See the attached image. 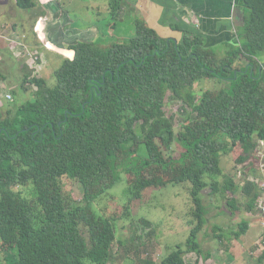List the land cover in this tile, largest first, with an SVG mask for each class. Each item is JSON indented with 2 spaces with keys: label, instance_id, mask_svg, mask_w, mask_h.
<instances>
[{
  "label": "trees",
  "instance_id": "1",
  "mask_svg": "<svg viewBox=\"0 0 264 264\" xmlns=\"http://www.w3.org/2000/svg\"><path fill=\"white\" fill-rule=\"evenodd\" d=\"M121 2H111L112 21ZM241 7L237 40L227 42L222 59L194 29L179 26L181 40L163 38L139 19L121 42L106 45L99 33L64 46L76 54L54 70L55 83L26 74L21 87L34 86L31 97L0 111V252H10L9 264H109L119 254L117 222L134 220L133 203L151 187L186 182L190 235L160 264H189L190 252L211 256L199 240L209 213L204 198H225L233 215L241 209L239 185L222 157L244 164L264 141V0H241ZM203 80L213 87L201 86ZM168 97L183 102L178 131L165 109ZM122 175L128 198L109 202L121 204L120 215L108 205L97 211L94 203ZM68 179L83 188L81 201L66 197ZM253 186L248 212L263 193ZM218 225L213 236L229 243L249 221L233 230ZM263 263L264 252L255 264Z\"/></svg>",
  "mask_w": 264,
  "mask_h": 264
},
{
  "label": "crops",
  "instance_id": "2",
  "mask_svg": "<svg viewBox=\"0 0 264 264\" xmlns=\"http://www.w3.org/2000/svg\"><path fill=\"white\" fill-rule=\"evenodd\" d=\"M32 1L35 6L27 10L19 7L17 0H0V66H5L7 60L12 58L16 60L14 64L18 63V57L27 46L23 42H31L32 48H39L44 56H55L50 45L64 51L71 50L74 55V50L64 46L95 39L99 33L112 35L114 38L117 36V42H121L130 30L125 27L128 18L143 20L163 38L181 40L184 33L176 28L179 26L194 29L205 38L208 46L213 47L224 42L235 43L237 26L243 19L241 0H122L123 10L117 22L112 21L111 16L106 21L101 18L102 4L105 9L111 10L112 0ZM92 12H95L97 18L90 21L86 16ZM70 52L67 53L71 56ZM0 77L6 78L1 72ZM1 82L4 83L2 79ZM261 143L263 145L259 144L255 156L246 163L236 165L232 156L229 160L235 181L239 185L235 197L241 209L235 215L231 212L228 214L226 210L220 211L216 219L225 221L229 217L232 222L238 213L244 211L250 217L243 218L249 221V228L239 239L234 238L229 243L219 240L220 252H216L220 260L218 264H255L263 257L264 229L258 219L252 218L251 212L247 210L248 201L255 192L253 184L264 191V141ZM215 197L219 198L217 195ZM227 225L221 227L226 229ZM233 229L238 228L232 227L230 230ZM206 230L205 228L200 234V241L205 235L209 236ZM207 243L211 245L210 242ZM213 256L214 253H211L206 260L203 256L190 252L186 255V261L194 264L193 258L196 257L197 264H216Z\"/></svg>",
  "mask_w": 264,
  "mask_h": 264
},
{
  "label": "rangeland",
  "instance_id": "3",
  "mask_svg": "<svg viewBox=\"0 0 264 264\" xmlns=\"http://www.w3.org/2000/svg\"><path fill=\"white\" fill-rule=\"evenodd\" d=\"M101 8H103L101 18H103L104 21L110 19L111 10L105 9L103 4ZM86 17L91 21V19H96L97 15L95 12H92ZM126 23V29H130L128 33L133 32V28L136 26V20L128 18L126 19ZM131 35L132 33L129 34V36ZM114 40L117 41V38L110 35L104 38L103 43L111 45ZM23 43L27 46L26 50H24L18 57V63L14 64L16 60L12 58V60H7L8 63L5 66H0V72L6 77L5 79L0 77V80L2 79L4 81V83H0V111L4 114H6V111L13 107L14 103L17 101L19 103L29 99L33 89H36L31 84H28L26 90L22 89L21 85L23 78L27 72H30L32 77H43L46 78L49 83H55L54 70L60 67L64 58L73 59L75 57V54L70 56L67 53V50L64 51L60 48L54 47L53 45H50V49L52 50V54L55 56H44L39 51V48L38 50L32 48L30 45L31 42H29V44L26 42ZM228 48L229 47L226 42L220 43L215 47L219 59L227 56ZM200 84L203 87H213L212 83L207 80H203ZM13 91L16 92V96L13 94ZM8 94H12V98H8ZM183 107L182 101L178 99L172 100L169 97L167 98L165 109L169 116L173 115L177 131L180 129V126L185 118V110ZM261 142L259 143L262 146L263 143ZM180 151V144L176 143L174 146L175 155H177ZM230 158V155H226L223 156L221 160L223 169L228 173L233 170L231 163H229ZM127 186L126 177L122 175L118 184H116L105 195L100 197L101 199L99 198L94 203V208L100 212L101 209H104L108 205V212L115 211L119 213L121 204L112 202L111 205L109 202L113 196L116 197L118 202H125L128 198ZM188 187L189 183L186 182L181 184L168 183L162 187H151L147 189L143 198L136 200L133 203L134 220L128 222L123 219L118 220V238L113 251L119 254L117 255L118 257L109 264H149V261L154 262L152 264H160L162 259L169 253L170 246L185 244L190 235V227L187 224L191 209V198ZM82 189L83 188H81L79 184L73 185L69 179L64 183L66 197L72 201H81L83 199ZM207 193H210V189L205 191V194ZM204 203L209 209V213L206 218L207 224L205 226L209 236L205 235L200 242L202 243L205 252L211 250L210 255L211 253H214V262L218 264L220 261L217 256V253L220 252L219 239L214 240V225L219 224L220 226H223L231 223L226 227V230H229L232 227L238 228L239 223L245 216L246 218L250 217L243 211L238 213L232 222L229 220V217L225 221H220L219 219L217 221L216 216L219 215L220 211L226 210L228 214L231 212L230 208L226 204V199L221 196H219V198L215 196H206L204 198ZM250 214L252 218H258L255 217L254 212H251ZM257 221L260 222V220ZM135 236L139 237L134 240L133 238ZM120 241L125 242L126 246L122 247L119 244ZM207 242H210L211 245ZM226 242L227 241L224 240V243ZM121 254H127V256H124L125 260L122 258ZM10 257V252H0V264H9ZM193 262L194 264H197L196 257L193 258Z\"/></svg>",
  "mask_w": 264,
  "mask_h": 264
},
{
  "label": "built area",
  "instance_id": "4",
  "mask_svg": "<svg viewBox=\"0 0 264 264\" xmlns=\"http://www.w3.org/2000/svg\"><path fill=\"white\" fill-rule=\"evenodd\" d=\"M8 98H12V94L7 95ZM264 187V184H263ZM255 217L260 218L262 228L264 229V192L258 197L256 203V209L254 211Z\"/></svg>",
  "mask_w": 264,
  "mask_h": 264
},
{
  "label": "bare ground",
  "instance_id": "5",
  "mask_svg": "<svg viewBox=\"0 0 264 264\" xmlns=\"http://www.w3.org/2000/svg\"><path fill=\"white\" fill-rule=\"evenodd\" d=\"M258 220H260V218H257Z\"/></svg>",
  "mask_w": 264,
  "mask_h": 264
}]
</instances>
